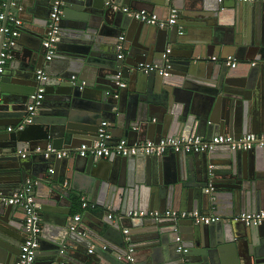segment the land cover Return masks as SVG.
Returning a JSON list of instances; mask_svg holds the SVG:
<instances>
[{"label":"water","instance_id":"1","mask_svg":"<svg viewBox=\"0 0 264 264\" xmlns=\"http://www.w3.org/2000/svg\"><path fill=\"white\" fill-rule=\"evenodd\" d=\"M54 1L32 0L29 9L25 0H7L4 10L6 17L15 11L21 22L10 48L15 61L4 67L0 87V124L15 128H0V193L33 183L40 229L35 264H264V222L125 217L129 211H264V148L134 158L73 153L60 160L36 152L47 145L74 152L97 139L102 121L113 143L206 138L210 130L234 137L264 133V2L61 0L56 52L44 62L40 46ZM112 5L162 19L175 7L177 24L140 23ZM228 58L237 61L236 69ZM139 64H167L168 75L144 73ZM40 68L47 74L42 104L31 123L16 130ZM81 195L96 207L92 224L73 222L71 198ZM26 238L25 213L0 203V260L15 263Z\"/></svg>","mask_w":264,"mask_h":264},{"label":"built area","instance_id":"2","mask_svg":"<svg viewBox=\"0 0 264 264\" xmlns=\"http://www.w3.org/2000/svg\"><path fill=\"white\" fill-rule=\"evenodd\" d=\"M7 0H0V38L3 36L0 49V87L3 69L10 60V48L14 45V38L19 35L18 26L20 21L15 19L11 14L5 15L4 10L6 7ZM167 3L171 4L175 0H165ZM222 1V0H218ZM242 3H257L264 2V0H234ZM109 3V2H108ZM107 3V4H108ZM63 3L61 0H55L50 7L49 18L47 23V32L44 35L41 48L44 52V62H49L52 60L56 52V44L58 36L60 33ZM114 10H120L122 13L127 15L129 18L144 23L151 26H156L158 28H164L169 26H174L177 24L178 11L175 7H170L168 11V16L166 19H161L159 16L153 12H147L145 10H135L126 6L118 7L112 5ZM6 20L7 24L2 25V21ZM179 35L182 31L178 32ZM122 40L123 37H119V43L117 45L118 59L124 57L122 50ZM168 52V51H167ZM162 59L166 62V54L162 55ZM214 59V58H213ZM227 65L234 68L237 65V61L228 58ZM138 69L144 73L157 71L160 75H168L169 66L164 64L162 67H157L152 64H139ZM36 81L38 83L35 92L30 96V102L27 105L26 112L27 115L23 121L17 126L16 130H22L25 125L31 123L32 117L37 113L40 108L43 98H44V87L42 82L46 81L47 74L43 68L36 70L35 72ZM120 77L118 74L117 78ZM118 87H124V82H117ZM109 125L107 122L103 121L97 128V139L90 144H81L79 148L74 152L62 151L53 148L51 145H47L44 150L39 148L36 152H41L44 157H49L53 155L56 159H62L71 156L73 153L80 157H97V158H107L112 153L117 156L125 158H134L138 155L142 156H162L167 152H173L176 154H192L201 152H210L215 150L217 147L226 146L231 150L248 151L253 148H264V133H246L239 137H234L231 135H216L209 138H204L201 136H192L188 138L172 137L163 138L159 142L155 143L152 141L137 142L134 144H128L125 139H121L116 143H111L112 135L108 129ZM15 130V128H7V131ZM32 182L28 181L26 185L16 192L11 194L0 193V203L5 205L14 206L20 208L25 213V229L27 231V238L19 247V254L17 261L12 264H35V253L37 249L36 236L40 233L38 227L39 215L36 212L34 198L31 194L32 192ZM212 191V188H208L205 192ZM83 208H94V205L88 204L85 200L82 201ZM111 218V216H108ZM125 217H151L155 219L159 218H169L174 221L190 219L195 223L203 224H213L219 220L226 219L232 222H239L245 225H259L264 222V211L258 212H245L240 213L235 216L220 217L216 215H202L197 212H187V211H173L166 210L163 213L158 211H129ZM79 217L75 216L74 221L78 222ZM126 232V230H124ZM177 241L179 239L177 238ZM186 249H177V252H185ZM92 250H88L91 253ZM127 259L131 260L130 256ZM0 264H7L0 262Z\"/></svg>","mask_w":264,"mask_h":264},{"label":"crops","instance_id":"3","mask_svg":"<svg viewBox=\"0 0 264 264\" xmlns=\"http://www.w3.org/2000/svg\"><path fill=\"white\" fill-rule=\"evenodd\" d=\"M26 1V5H27V7L30 9V7L32 6V0H25ZM226 3H230V0H226ZM51 7V6H50ZM130 8V7H129ZM50 9V8H49ZM133 9V8H132ZM153 13H155V14H157L158 16H159V18H161L162 19V17H161V15L159 14V13H157V12H153ZM12 16H14L15 17V19H17V20H19L20 22H21V20L20 19H18L17 18V15H16V13H15V11H14V13H10ZM47 17H48V14H47ZM179 30H181V31H183L184 32V29H183V27L182 26H179V28H178V31ZM124 32L122 33V35L121 36H124ZM40 45V44H39ZM41 47V46H40ZM124 54V53H123ZM15 61V59H13V58H11L10 60H8V62L6 63V65H8L9 63H10V61ZM235 60V59H234ZM14 63V62H13ZM44 64V63H43ZM5 65V66H6ZM231 68V67H230ZM237 68V65L234 67V68H231V69H236ZM11 86H13L12 84H11ZM80 112H82V113H85V111H84V109L83 110H81ZM81 113V114H82ZM80 117H82V116H80ZM3 119L4 118H2V117H0V123H2V121H3ZM103 122V121H102ZM106 122V121H105ZM3 125L2 124H0V128H5L4 129V131H6L7 132V128L10 126L11 127V125H9V126H6V127H2ZM9 127V128H10ZM12 128V127H11ZM0 132H2V131H0ZM216 135H220V134H215V133H213L211 130L210 131H208V137H206V138H209V137H211V136H216ZM142 142V141H141ZM112 144H113V142H111ZM137 143V142H136ZM223 149V148H222ZM79 188H81L82 187V183H79L78 185H77ZM4 194V193H3ZM72 200H74L73 202H72V205H71V215H72V217H73V222H75L74 221V217L75 216H78L80 219L79 220H85L86 222H88V223H90V224H92V223H94V221H95V219H94V217L93 216H95L96 214H97V210H96V207H94V208H88V207H86V208H83L82 207V201L83 200H85V195H81V197H80V199H73V197L71 198ZM65 204H66V202H65ZM91 205H94V204H91ZM95 206V205H94ZM218 216H221V217H226V216H229V215H227V214H217ZM80 222V221H79ZM94 246H90L89 247V249H87V250H94ZM97 249H98V251H101V249L100 248H98V247H96ZM94 254V251H92L91 252V254L90 255H93ZM0 262H4V261H2V260H0ZM5 263V262H4ZM63 263L64 264H67V262L66 261H63ZM62 263V264H63ZM39 264H43V263H39Z\"/></svg>","mask_w":264,"mask_h":264}]
</instances>
